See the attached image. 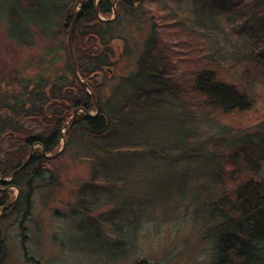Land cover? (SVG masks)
Returning a JSON list of instances; mask_svg holds the SVG:
<instances>
[{"label":"trees","instance_id":"1","mask_svg":"<svg viewBox=\"0 0 264 264\" xmlns=\"http://www.w3.org/2000/svg\"><path fill=\"white\" fill-rule=\"evenodd\" d=\"M184 1L0 0V12L4 17L7 13L18 29L15 36L18 45L33 48L40 35L47 41L41 62L49 64L63 58V68L57 75L26 84L23 79H16L22 84V90L11 101L0 103L1 262L7 257L2 223L11 215L19 214L20 224L30 218L35 181L50 170L47 155L57 154L64 141L61 155L77 141L104 155L113 154L119 151V146L111 142L108 145L106 140H115L119 135L130 145L132 139L133 145H139L134 121L137 114L133 111L146 105L172 108L175 105L169 99L172 97L187 110L181 117L188 125L217 119L239 135L232 141L237 146L232 152L225 151L222 144L210 145L207 149L208 139L196 130L185 136L180 148L192 154L195 142H203V150L196 152L207 156L201 172L187 167V173H183L184 178L194 177L198 197L183 204L173 197V206L158 207L155 214L145 217L139 229L155 223L162 226L184 216L189 218L197 206L204 227L214 225L206 230L214 244L212 264H264V180L245 173V167H250L255 160L254 146L257 143L261 146L264 136L260 131L249 135L242 130L256 121L264 130L263 116L259 120L246 117L259 113L264 96L254 87L251 75L239 78L224 64L229 56H234L264 71V0H192L193 17L180 18L179 11L171 6L173 2L180 5ZM144 8L152 14L151 30L139 57L138 69L127 78H120L114 93L105 97L107 83L115 79L114 71L120 59L130 54L127 39L117 34L118 27L123 17L138 20ZM75 19L73 60L69 32ZM191 22H196L200 29L188 28ZM233 37L242 44L232 40ZM118 41L122 45L120 52L115 45ZM235 42L238 43L234 48L240 50L237 53L229 49ZM125 86L128 94L122 95ZM75 110L78 114L72 119ZM4 139L7 146L3 144ZM101 175L97 166L94 183L85 184L81 190L93 192L92 197L89 201L81 195L78 200L81 207L101 204L93 199L95 190L99 192L97 184ZM207 175L215 184L213 198L198 194ZM8 178L13 179L6 185L4 180ZM12 186L20 191L15 199L10 190L3 189ZM111 214L115 216L104 218L110 232L94 223L109 238L108 249L118 254L109 260L110 264L131 254V238L122 234L121 227L127 231L135 225L120 227L116 225L121 219L120 210H113ZM20 228L26 238L25 227ZM27 259L40 264L32 257ZM137 264L153 263L144 259Z\"/></svg>","mask_w":264,"mask_h":264},{"label":"rangeland","instance_id":"2","mask_svg":"<svg viewBox=\"0 0 264 264\" xmlns=\"http://www.w3.org/2000/svg\"><path fill=\"white\" fill-rule=\"evenodd\" d=\"M172 4L171 7L180 12L177 13L180 18L193 17L192 0H185L180 5L175 2ZM151 15L149 9L144 8L136 21L135 18L129 20L123 17L117 34L127 39L130 54L120 59L114 71L115 79L107 83L105 97L114 93L115 84L119 83L120 78H127L138 69L144 42L151 30ZM187 26L190 29H200L196 22L188 23ZM15 28L8 14L5 13L4 17L0 12V103L11 101L22 90V84L16 79H23V84H26L28 81L55 76L63 68V58L49 64L41 62L47 41L40 35H37V44L33 48L18 45L15 40L18 29ZM234 39L239 40L237 37L232 38ZM237 43L229 48L234 49L235 53L240 51L234 48ZM115 45L120 52L121 42L118 41ZM224 64L239 78L245 79L247 75H251L254 87L264 96V71L258 70L246 59L239 60L234 56H229ZM121 94L127 95L128 87L125 86ZM169 99L175 104L172 108L146 105L137 112L133 111L137 114L134 121L139 145H133L134 139L130 145L119 135L115 140H106L108 145L111 142L119 146V151L113 154L104 155L100 150L90 145L86 147L77 141L65 154L51 157L48 161L50 170L35 181L36 190L30 218L20 224L19 214L11 215L2 223L7 257L0 264H35L34 261L29 262L27 256L40 264H110L109 260L118 254H114L116 250L108 249L109 238L103 232H110V229L104 225V218L114 217L111 212L118 209L121 219L116 221V225H135L127 231L121 227L122 234L126 233L131 238V254L112 264H137L144 259L153 264H212L214 244L206 230L214 225L210 223L204 227L197 206L189 218L184 216L162 226L155 223L144 230L139 229L145 217L155 214L158 207H165V204L173 206V197L179 204L198 197L197 192L195 193L196 184H193L194 177L186 175L184 178L183 173L187 167H191L190 170L193 169L194 172H201L207 156L196 152L203 150V142H195L194 147H191L192 154L180 148L185 136L196 130L200 136L208 139L207 149L210 145L222 144L225 151L232 152L237 146L232 143L234 136H239L233 133L234 129H226V125L221 121L219 123L217 119L215 122L213 119H204L188 125L181 117L187 110L172 97ZM263 105L260 106L259 113L246 117L257 120L264 117ZM247 125L249 126L242 129L247 134L260 131L261 136H264V130L260 129L257 121ZM5 141L6 139L3 144L7 146ZM253 155L255 160L250 167H245V173L264 180V143L254 146ZM97 166L102 177L100 176L97 184L99 192L96 193L97 189L95 190L93 199L101 204L95 203L96 207L91 204H87V208L81 207L78 203L81 195L83 197L84 194V198L89 201L92 197L93 192L81 190L85 184L93 181ZM4 182L9 185L11 181ZM3 189L10 190L14 199L19 192L13 186ZM186 189L192 192V199ZM215 192L211 176L203 177V190L198 193L199 196L213 198ZM109 200L111 203H104ZM91 208L95 210L89 211ZM96 222L104 231L94 226ZM22 225L25 227L26 238L22 234V227L20 228Z\"/></svg>","mask_w":264,"mask_h":264},{"label":"water","instance_id":"3","mask_svg":"<svg viewBox=\"0 0 264 264\" xmlns=\"http://www.w3.org/2000/svg\"><path fill=\"white\" fill-rule=\"evenodd\" d=\"M115 14H116V12H115ZM75 22H76V19L74 20V22H73V24H72V26H71V29H70V32H69V48H70V52H71V55H72V58H73V60H74V55H73V50H72V37H73V32H74V27H75ZM75 62V61H74ZM75 64V68H77V66H76V62L74 63ZM78 114V110H75V112H74V116L72 117V119L76 116ZM65 145H66V143H65V141L63 142V146H62V148H61V150L57 153V154H55V155H52V156H49V155H47L49 158H51V157H54V156H57V155H59L63 150H64V148H65ZM45 153V152H44ZM30 158H31V156H30ZM30 158H29V160H30ZM28 160V161H29ZM28 163V162H27ZM26 163V164H27ZM24 167V166H23ZM15 174V173H14ZM14 174H13V176H14ZM12 176V177H13ZM13 178H11L9 181H7L6 179L4 180V181H6V182H10L11 180H12ZM19 190V189H18ZM20 192V191H19ZM19 192H18V195H19ZM18 195H17V197H18ZM16 197V198H17ZM9 205H12V204H9ZM7 207V206H6ZM6 207H4L3 208V210H2V212H4V210L6 209ZM2 213H0V215H1Z\"/></svg>","mask_w":264,"mask_h":264}]
</instances>
